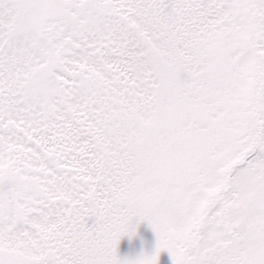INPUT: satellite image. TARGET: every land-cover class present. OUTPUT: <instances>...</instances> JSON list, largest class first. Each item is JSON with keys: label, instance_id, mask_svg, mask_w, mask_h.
Here are the masks:
<instances>
[{"label": "snow or ice", "instance_id": "obj_1", "mask_svg": "<svg viewBox=\"0 0 264 264\" xmlns=\"http://www.w3.org/2000/svg\"><path fill=\"white\" fill-rule=\"evenodd\" d=\"M162 253L264 264V0H0V264Z\"/></svg>", "mask_w": 264, "mask_h": 264}, {"label": "flooded vegetation", "instance_id": "obj_2", "mask_svg": "<svg viewBox=\"0 0 264 264\" xmlns=\"http://www.w3.org/2000/svg\"><path fill=\"white\" fill-rule=\"evenodd\" d=\"M141 240L147 242V250L151 251V248L155 245V235L151 232V230L147 227V225H141L138 229V238L133 241H129L127 237H125L120 245H119V255L121 258L126 257H134L141 252L144 248ZM168 258L166 253L161 254V264H166Z\"/></svg>", "mask_w": 264, "mask_h": 264}, {"label": "rangeland", "instance_id": "obj_3", "mask_svg": "<svg viewBox=\"0 0 264 264\" xmlns=\"http://www.w3.org/2000/svg\"><path fill=\"white\" fill-rule=\"evenodd\" d=\"M166 256H167V258H168V261H167L166 264H170V257H168L167 253H166Z\"/></svg>", "mask_w": 264, "mask_h": 264}]
</instances>
